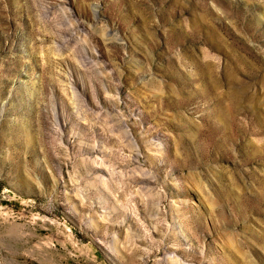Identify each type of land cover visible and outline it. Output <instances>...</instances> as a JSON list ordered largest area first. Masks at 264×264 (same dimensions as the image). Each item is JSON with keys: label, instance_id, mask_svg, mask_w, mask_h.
I'll return each instance as SVG.
<instances>
[{"label": "rangeland", "instance_id": "rangeland-1", "mask_svg": "<svg viewBox=\"0 0 264 264\" xmlns=\"http://www.w3.org/2000/svg\"><path fill=\"white\" fill-rule=\"evenodd\" d=\"M0 264H264V0H0Z\"/></svg>", "mask_w": 264, "mask_h": 264}]
</instances>
